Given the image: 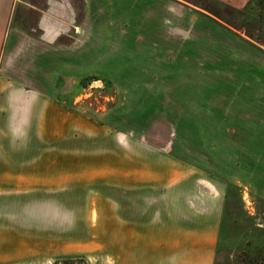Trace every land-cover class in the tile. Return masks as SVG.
Returning <instances> with one entry per match:
<instances>
[{
	"label": "rangeland",
	"instance_id": "rangeland-1",
	"mask_svg": "<svg viewBox=\"0 0 264 264\" xmlns=\"http://www.w3.org/2000/svg\"><path fill=\"white\" fill-rule=\"evenodd\" d=\"M164 3L108 0L102 21L88 11L87 62L78 49V62L50 70V102L76 114V193L71 204L62 195L59 256L45 226L39 264H103L102 234L115 231L117 156L127 160L134 148L146 165L201 171L220 186L213 264H264V0L261 10L255 0L240 9L223 0ZM12 20L28 30L34 14L18 7ZM232 44L245 62H232Z\"/></svg>",
	"mask_w": 264,
	"mask_h": 264
},
{
	"label": "crops",
	"instance_id": "crops-1",
	"mask_svg": "<svg viewBox=\"0 0 264 264\" xmlns=\"http://www.w3.org/2000/svg\"><path fill=\"white\" fill-rule=\"evenodd\" d=\"M161 1L171 8V0ZM223 1L240 9L249 0ZM105 2L79 0L78 23L72 0H0V264L42 262L45 226L53 228L59 256L62 195L71 204L76 193V114L52 104L45 84L54 62H78V49L79 62H87L88 11L102 21ZM18 7L34 14L28 30L13 23ZM236 49L232 44V62H245ZM133 151L127 160L117 156L115 231L102 234V263L213 264L220 186L201 171L155 169L145 164L148 156ZM106 206L102 200L104 222Z\"/></svg>",
	"mask_w": 264,
	"mask_h": 264
},
{
	"label": "trees",
	"instance_id": "trees-1",
	"mask_svg": "<svg viewBox=\"0 0 264 264\" xmlns=\"http://www.w3.org/2000/svg\"><path fill=\"white\" fill-rule=\"evenodd\" d=\"M256 1V4L260 7V10H261V2H263V0H255Z\"/></svg>",
	"mask_w": 264,
	"mask_h": 264
}]
</instances>
